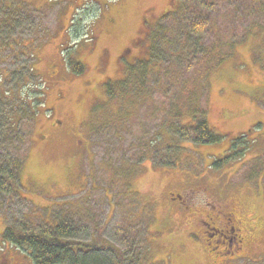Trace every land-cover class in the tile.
I'll return each mask as SVG.
<instances>
[{
	"label": "rangeland",
	"instance_id": "rangeland-1",
	"mask_svg": "<svg viewBox=\"0 0 264 264\" xmlns=\"http://www.w3.org/2000/svg\"><path fill=\"white\" fill-rule=\"evenodd\" d=\"M183 1L206 11L201 0H6L4 37L18 38L0 56V100L16 107L1 118L23 114L19 96L44 95L11 131L30 147L2 140L4 154L27 153L17 182L1 183L0 232L69 222L64 241L121 264H216L204 221L218 208L248 235L239 263L264 264V0H226L229 17L220 1L214 29L190 39L180 15L166 17ZM218 33L239 39L233 54ZM203 119L219 140L201 142ZM23 248L0 236V259L31 264Z\"/></svg>",
	"mask_w": 264,
	"mask_h": 264
},
{
	"label": "trees",
	"instance_id": "trees-1",
	"mask_svg": "<svg viewBox=\"0 0 264 264\" xmlns=\"http://www.w3.org/2000/svg\"><path fill=\"white\" fill-rule=\"evenodd\" d=\"M182 1V0H181ZM198 1V0H195ZM206 8L205 13H196L194 12V3L193 2H186L183 1L182 6L178 9V11L167 14L166 17L172 16L174 13L180 15L181 18H183L184 20L181 22L180 26H179V30H181L185 35L184 37H187L190 39V33H197V31H203L207 29V24L205 23L207 21V19H210L211 17H215V18H219L221 17V13L218 14V16H214V15H209V14H213L215 11H218L220 9L219 7V2L220 1H225L227 7L225 10V16L229 17V7H228V0H201ZM254 2H260L261 0H253ZM6 0H0V56L3 52H6L7 49L9 48V46L13 43V44H17L15 42V40L18 38L16 36L12 37L11 39H6V37H4V33L8 32V30H3L2 29V24L6 23V26L8 28L12 27V24H7L8 22H13L15 14L14 11L16 9V6L13 5L12 2V9H8L6 7ZM27 8V6H24ZM238 12V11H235ZM261 12L264 13V6L261 7ZM206 13L207 16H206ZM237 16V15H236ZM5 19V20H2ZM16 22V21H15ZM161 24V23H160ZM159 25V22H158ZM211 25V24H210ZM159 27L161 28V26L159 25ZM208 29L211 31L214 29V26H209ZM189 32V33H188ZM174 33H179V31L175 30ZM163 34V33H161ZM166 32L164 30V34L162 36L161 39H166ZM188 34V35H186ZM178 37V35H177ZM217 39L219 40V43L222 42H230V47L232 48V53L236 47L235 43L239 41V39L235 38V35H230V37H226L225 35H219V33L217 34ZM186 39L188 42L191 41V44L193 45L192 48L190 49H184L186 52V55H189L192 53L193 54L196 52L194 49H199V45H198V41L193 42V40H189ZM179 40V39H178ZM199 43L201 44L202 49L207 48L209 45L204 46V44L201 43V41H199ZM214 43V41H213ZM239 43V42H238ZM235 45V46H234ZM156 48V47H155ZM154 48V49H155ZM214 47H212L213 49ZM177 60H181L182 56H179L176 58ZM4 83L0 82V98L2 96H5L6 92H8L7 94H10L9 91H3L2 89V85ZM108 86V85H107ZM36 90H40V89H36ZM35 90V91H36ZM108 90L110 91V86H108ZM35 91H33V100L32 102L30 101V103L26 100L23 99L22 95L19 96V98H21V102H22V111L23 114H17V115H12V114H8L9 116H11L12 120L10 121V123L8 124L9 120H4L1 117L2 113H0V161L2 158H7V160L5 162H0V194L6 190L5 187H7V185H2L1 183L3 182V178H6L9 174L11 176V178L13 179L14 176H16V178L14 179V181L16 180L17 182V178H18V173L20 170V165L21 162L19 161V159H21V157H18L19 155H21L23 153V157L24 155L27 153V147L29 144L28 138L27 140H24V137L21 136L20 132H15L11 134L12 130H16L15 127L16 125L18 126H24V119L26 117L27 114V110L28 108H30V121L32 122V118L35 115H38V113H40L41 111V106L43 105L42 101H41V97L44 95L43 91H39L38 93H36ZM23 94V93H22ZM28 96L30 97L31 94L28 93ZM2 102L4 103V105L6 106H2ZM36 102V103H34ZM13 103V102H11ZM21 104V103H20ZM0 107L3 109V112L5 110L6 107H8L9 109H14L16 106H14L13 104H7L6 102H4L3 100H0ZM27 109V110H26ZM5 114V112H4ZM7 116V115H6ZM4 118V117H3ZM9 118V117H7ZM26 119H28L26 117ZM16 121V123H14ZM16 124V125H15ZM3 128H5V130H3ZM195 132L198 133L201 136V142H215L217 140L220 139L219 135L213 133L206 125L205 120L203 119L200 123H198L195 127H193ZM21 142L27 143V147L24 150H20L21 147L20 145L17 143L15 145L16 148H20L17 149L14 153H13V157H11L10 154L7 153V147L5 148V154L4 151L1 149L2 147H5L4 143L2 142L3 139L6 140V142H8V140L10 142H12V140L14 141V139L18 138ZM12 142L11 146H13ZM23 145V144H22ZM17 151H19L17 153ZM22 152V153H21ZM7 153V154H6ZM18 154V155H17ZM10 158V160H8ZM20 164V165H19ZM11 167V168H10ZM6 172L5 175H3L2 173ZM10 191V190H6V193ZM3 197V196H2ZM2 201H0L1 203ZM69 222H63V226L60 227H56V228H46L45 230L39 231V232H35V231H22V232H18L17 230L13 229L12 227L6 226V228L4 229V231L0 234V236L3 237V239L11 244H17L18 247L23 248L24 246L26 248H23L25 250H30L32 252V260H33V264H121L120 261L121 260H117L114 261L113 255L108 256L107 253H105L104 249H100V248H91L90 250L87 251V249H89V246L87 245H83V244H73L70 241H64L63 239L69 237V231L72 229L71 226H68ZM91 253H96L98 255L97 258H99V260H95L93 261V257L89 258V259H82V256H88Z\"/></svg>",
	"mask_w": 264,
	"mask_h": 264
},
{
	"label": "flooded vegetation",
	"instance_id": "flooded-vegetation-1",
	"mask_svg": "<svg viewBox=\"0 0 264 264\" xmlns=\"http://www.w3.org/2000/svg\"><path fill=\"white\" fill-rule=\"evenodd\" d=\"M210 220L211 222H204L209 237L207 244L215 246L212 249L215 252L216 264H240V251L248 246L249 238L235 213L232 210L216 208L212 211ZM0 264H10V261L2 258Z\"/></svg>",
	"mask_w": 264,
	"mask_h": 264
}]
</instances>
